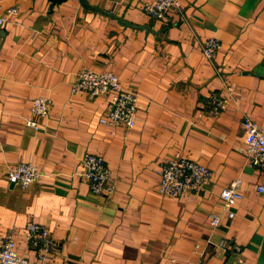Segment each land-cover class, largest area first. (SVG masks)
Returning a JSON list of instances; mask_svg holds the SVG:
<instances>
[{
	"label": "crops",
	"instance_id": "crops-1",
	"mask_svg": "<svg viewBox=\"0 0 264 264\" xmlns=\"http://www.w3.org/2000/svg\"><path fill=\"white\" fill-rule=\"evenodd\" d=\"M86 1L107 15L78 0L51 13L48 0H0V18L16 9L0 24V233L13 231L32 260L26 225L45 226L51 264H264V172L246 164L241 126L246 117L264 129V0H179L184 20L168 22L148 17L146 0ZM209 38L221 45L212 61L201 51ZM85 69L138 95L132 129L99 122L110 95L71 92ZM212 92L226 100L217 115ZM37 97L51 103L44 119L30 114ZM87 153L104 158L110 196L90 190ZM175 157L209 167L210 183L160 195V166ZM21 162L41 171L25 190L7 180ZM234 179L243 198L229 219L220 191Z\"/></svg>",
	"mask_w": 264,
	"mask_h": 264
},
{
	"label": "built area",
	"instance_id": "built-area-1",
	"mask_svg": "<svg viewBox=\"0 0 264 264\" xmlns=\"http://www.w3.org/2000/svg\"><path fill=\"white\" fill-rule=\"evenodd\" d=\"M143 12L152 20L168 22V16L174 12L176 18L184 20L179 0H146L142 6ZM16 9H8L0 18V24L7 22ZM221 48L217 39L209 38L202 42L201 51L205 58L212 61ZM73 94H84L89 98L110 95L108 110L99 119L102 125L108 127H123L130 130L135 126L138 107V95L124 88L118 77L109 71L95 72L90 69L80 71L75 83L72 85ZM50 101L44 97H37L31 101L30 114L35 118H46L50 109ZM226 100L217 92H212L207 99V112L211 115L219 114L225 108ZM27 125L39 129L36 120H28ZM244 131L243 152L246 164L264 172V129L260 125L244 117L241 121ZM84 176L90 190L99 195L110 196L115 189L114 181L102 156L87 153L83 157ZM212 170L195 161L175 157L161 164L158 177L157 190L160 195L171 198L182 197L191 193L202 191L211 181ZM41 178V171L32 162H21L7 172L10 184L22 190L36 183ZM241 180L234 179L220 191V199L227 217L232 219V208L243 198ZM257 192L264 193V185L257 187ZM220 224V217L213 216L210 221L211 228ZM25 239L32 249L34 259L21 255L14 238V232L0 233V264H51L50 259L56 251V242L50 237L45 226L30 222L25 228ZM222 249L227 248L223 240L219 243Z\"/></svg>",
	"mask_w": 264,
	"mask_h": 264
},
{
	"label": "water",
	"instance_id": "water-1",
	"mask_svg": "<svg viewBox=\"0 0 264 264\" xmlns=\"http://www.w3.org/2000/svg\"><path fill=\"white\" fill-rule=\"evenodd\" d=\"M67 0H48L49 2V13L52 12L53 7H55L58 4H61L62 2H65ZM78 2L80 3V5L84 8V9H88L97 13H101L103 15H107V13L103 12L102 10L95 8V7H91L86 0H78ZM124 25H128L127 23H124Z\"/></svg>",
	"mask_w": 264,
	"mask_h": 264
}]
</instances>
